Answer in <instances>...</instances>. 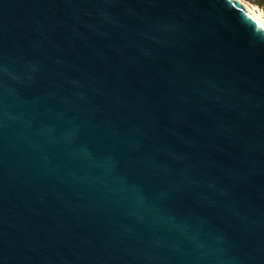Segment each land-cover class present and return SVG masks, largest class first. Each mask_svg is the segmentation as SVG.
<instances>
[{
    "label": "water",
    "instance_id": "95a60500",
    "mask_svg": "<svg viewBox=\"0 0 264 264\" xmlns=\"http://www.w3.org/2000/svg\"><path fill=\"white\" fill-rule=\"evenodd\" d=\"M0 264H264V24L0 0Z\"/></svg>",
    "mask_w": 264,
    "mask_h": 264
},
{
    "label": "rangeland",
    "instance_id": "374dc122",
    "mask_svg": "<svg viewBox=\"0 0 264 264\" xmlns=\"http://www.w3.org/2000/svg\"><path fill=\"white\" fill-rule=\"evenodd\" d=\"M242 3L245 4V6L253 9L258 14H261V16L264 18V0L260 1L259 3L254 2L253 0H241Z\"/></svg>",
    "mask_w": 264,
    "mask_h": 264
},
{
    "label": "bare ground",
    "instance_id": "6f19581e",
    "mask_svg": "<svg viewBox=\"0 0 264 264\" xmlns=\"http://www.w3.org/2000/svg\"><path fill=\"white\" fill-rule=\"evenodd\" d=\"M238 1L239 3H241L243 6H245V4H243L241 0H236ZM245 8L254 16L256 17L257 19H259L263 24H264V18L261 16V14H258L257 12H255L253 9L245 6Z\"/></svg>",
    "mask_w": 264,
    "mask_h": 264
},
{
    "label": "trees",
    "instance_id": "16d2710c",
    "mask_svg": "<svg viewBox=\"0 0 264 264\" xmlns=\"http://www.w3.org/2000/svg\"><path fill=\"white\" fill-rule=\"evenodd\" d=\"M253 1L256 3H259L260 1H263V0H253Z\"/></svg>",
    "mask_w": 264,
    "mask_h": 264
}]
</instances>
